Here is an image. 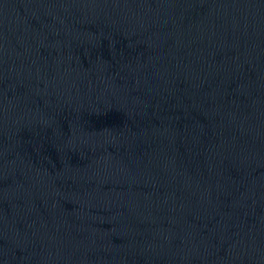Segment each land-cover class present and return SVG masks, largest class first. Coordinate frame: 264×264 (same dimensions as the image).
I'll use <instances>...</instances> for the list:
<instances>
[{
    "label": "water",
    "instance_id": "1",
    "mask_svg": "<svg viewBox=\"0 0 264 264\" xmlns=\"http://www.w3.org/2000/svg\"><path fill=\"white\" fill-rule=\"evenodd\" d=\"M0 264H264V0L3 22Z\"/></svg>",
    "mask_w": 264,
    "mask_h": 264
}]
</instances>
